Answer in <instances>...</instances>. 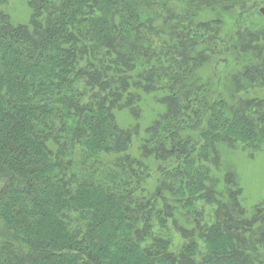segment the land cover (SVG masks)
Returning a JSON list of instances; mask_svg holds the SVG:
<instances>
[{"label":"trees","instance_id":"trees-1","mask_svg":"<svg viewBox=\"0 0 264 264\" xmlns=\"http://www.w3.org/2000/svg\"><path fill=\"white\" fill-rule=\"evenodd\" d=\"M251 1L0 0V264H264V208L217 173L264 148V24L221 35Z\"/></svg>","mask_w":264,"mask_h":264},{"label":"rangeland","instance_id":"rangeland-1","mask_svg":"<svg viewBox=\"0 0 264 264\" xmlns=\"http://www.w3.org/2000/svg\"><path fill=\"white\" fill-rule=\"evenodd\" d=\"M3 8L12 16L15 21L28 23L31 16V10L27 0H7ZM264 8V0H252L249 4L248 11L243 12L236 8L234 10L222 13L223 31L222 37L225 39L233 34L237 29L246 30V28H255L264 24V16L261 14ZM261 11V12H260ZM218 11L207 10L206 18H213ZM264 14V12H263ZM232 52L227 51L221 55L222 61L217 65L216 81H219V90L227 88L225 80L231 82V58ZM227 58V59H226ZM212 68V67H211ZM211 74V73H210ZM207 75V74H206ZM229 84V83H228ZM140 106L142 108L141 117L136 118L127 109L117 112L119 122L124 126L139 125L141 134L135 136L133 151H137L141 138L145 137L144 128L149 126L155 120L162 105L156 100L154 93H142ZM222 167L217 173L219 176L226 172H233L237 182L242 188L241 201L249 212L257 206L264 208V148L260 150L247 149L237 143L235 147L226 145L221 146L220 160Z\"/></svg>","mask_w":264,"mask_h":264},{"label":"water","instance_id":"water-1","mask_svg":"<svg viewBox=\"0 0 264 264\" xmlns=\"http://www.w3.org/2000/svg\"><path fill=\"white\" fill-rule=\"evenodd\" d=\"M262 12H264V8L262 9Z\"/></svg>","mask_w":264,"mask_h":264}]
</instances>
